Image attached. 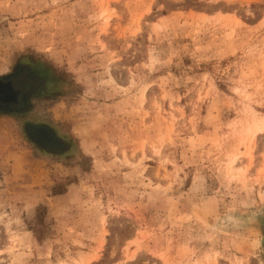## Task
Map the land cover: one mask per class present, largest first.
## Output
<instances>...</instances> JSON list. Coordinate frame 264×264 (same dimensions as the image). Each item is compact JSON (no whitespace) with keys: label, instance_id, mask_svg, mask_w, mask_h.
I'll return each instance as SVG.
<instances>
[{"label":"rangeland","instance_id":"obj_1","mask_svg":"<svg viewBox=\"0 0 264 264\" xmlns=\"http://www.w3.org/2000/svg\"><path fill=\"white\" fill-rule=\"evenodd\" d=\"M27 66L0 264H264V0H0V84Z\"/></svg>","mask_w":264,"mask_h":264},{"label":"trees","instance_id":"obj_2","mask_svg":"<svg viewBox=\"0 0 264 264\" xmlns=\"http://www.w3.org/2000/svg\"><path fill=\"white\" fill-rule=\"evenodd\" d=\"M20 70L25 71L28 74V77L36 78V81L39 82L41 75L46 76L47 68H34L32 66L21 67L20 69L17 68L13 74L9 75L5 78V81L1 82L9 83L13 76L19 73ZM34 93L35 92L32 90H26L22 94H17L12 90V94L7 99H4L2 97L3 95L0 94V113L17 114L28 112L29 104L27 102V98L34 95ZM24 130L29 139L43 150H49V152H53L55 154H62V152L67 151V148L64 149L66 142L61 140V138H57L58 136L56 137L52 128L45 124L26 123Z\"/></svg>","mask_w":264,"mask_h":264},{"label":"water","instance_id":"obj_3","mask_svg":"<svg viewBox=\"0 0 264 264\" xmlns=\"http://www.w3.org/2000/svg\"><path fill=\"white\" fill-rule=\"evenodd\" d=\"M0 94L3 95L4 99H7L12 94V88L8 84H0ZM262 243L264 244V238L262 239Z\"/></svg>","mask_w":264,"mask_h":264},{"label":"clouds","instance_id":"obj_4","mask_svg":"<svg viewBox=\"0 0 264 264\" xmlns=\"http://www.w3.org/2000/svg\"><path fill=\"white\" fill-rule=\"evenodd\" d=\"M6 123L5 119L0 118V135H10L13 132V128L5 126Z\"/></svg>","mask_w":264,"mask_h":264},{"label":"flooded vegetation","instance_id":"obj_5","mask_svg":"<svg viewBox=\"0 0 264 264\" xmlns=\"http://www.w3.org/2000/svg\"><path fill=\"white\" fill-rule=\"evenodd\" d=\"M2 83V82H1ZM2 96V95H1ZM3 97V96H2ZM2 97H1V99H2Z\"/></svg>","mask_w":264,"mask_h":264},{"label":"bare ground","instance_id":"obj_6","mask_svg":"<svg viewBox=\"0 0 264 264\" xmlns=\"http://www.w3.org/2000/svg\"><path fill=\"white\" fill-rule=\"evenodd\" d=\"M233 162V161H232ZM233 169V168H232Z\"/></svg>","mask_w":264,"mask_h":264}]
</instances>
